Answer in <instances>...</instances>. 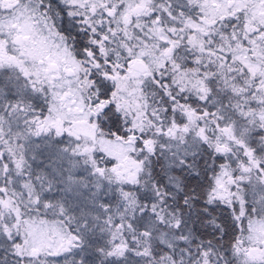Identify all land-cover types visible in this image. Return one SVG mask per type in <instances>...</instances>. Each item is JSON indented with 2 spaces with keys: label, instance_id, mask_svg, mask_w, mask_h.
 Returning a JSON list of instances; mask_svg holds the SVG:
<instances>
[{
  "label": "snow or ice",
  "instance_id": "snow-or-ice-1",
  "mask_svg": "<svg viewBox=\"0 0 264 264\" xmlns=\"http://www.w3.org/2000/svg\"><path fill=\"white\" fill-rule=\"evenodd\" d=\"M0 264H264V0H0Z\"/></svg>",
  "mask_w": 264,
  "mask_h": 264
}]
</instances>
